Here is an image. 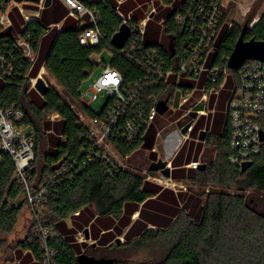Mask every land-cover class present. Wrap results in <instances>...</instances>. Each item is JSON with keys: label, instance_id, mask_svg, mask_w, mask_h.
Returning a JSON list of instances; mask_svg holds the SVG:
<instances>
[{"label": "trees", "instance_id": "1", "mask_svg": "<svg viewBox=\"0 0 264 264\" xmlns=\"http://www.w3.org/2000/svg\"><path fill=\"white\" fill-rule=\"evenodd\" d=\"M19 1L26 5L25 2L38 3L40 0ZM128 1L130 0H123L121 3L118 0H95L92 4L86 2L88 6L96 7L101 16L98 27L104 39L95 46H83L79 43L78 36L87 24L80 26L72 17H66L61 30L53 28L42 40L51 24L59 23L67 16L68 10L59 0H53L49 7L42 9L39 19L30 22H25L18 15L20 12L17 8L13 9V28L17 32L22 31L23 36H30L35 48L42 41V54L39 59L41 62L32 70L30 76H26L28 65L24 63L17 67L18 74L0 79V107L17 105L25 112L26 124L34 130L37 146L35 163L30 171L32 182L35 181L32 190L39 188L64 160H68L70 166L73 159L82 163L83 149L89 145V139L86 129L80 124L78 114L71 107L70 100L77 102L88 115H95L82 102L80 88L99 65L92 56L100 54L111 44L112 36L123 24L119 9H127ZM176 6L175 2L173 13L164 19L163 31L169 35L171 41L168 49L161 44L146 41L152 34L151 20L140 41L147 47L157 48L167 60L172 59L173 52H179L181 48L179 28L174 21ZM226 14L214 43L215 50L209 59L210 64L223 67L228 64V58L241 36L244 41L264 43V12L254 24L247 23L242 27L238 24L230 27L225 22ZM133 18V23L139 20L135 16ZM24 23L26 26L21 30L20 26ZM134 26L133 24L131 27L134 29ZM12 33L0 32V50L9 54L15 52V37ZM138 37L135 30L125 48ZM112 51L111 66L121 72L125 85L134 83L143 76L137 64L118 50ZM15 56H19L18 53L15 52ZM248 60L250 59L245 62ZM42 62L60 83L62 92L49 85L44 104L38 105L28 96L35 89L31 86L30 78L38 75ZM170 66L171 64L168 67ZM235 74L232 71V75ZM221 80L217 84H221ZM228 80L230 81V77ZM168 91L171 92L172 88L169 87ZM53 114L58 115L55 120L46 119L45 116ZM181 114L182 110H179L177 116L180 117ZM157 121L160 118H157L155 125L143 131L139 142L130 148L122 143L124 154H130L132 159L133 153L144 144L153 149L158 133ZM261 121L264 130V115ZM199 127L200 125L196 130ZM208 141L217 142V157L205 170H198L197 177L203 186L221 187L222 190H210L206 199L200 193L198 194L201 197L198 198L188 192H179L176 195L173 190H162L161 186L146 180V176L134 168L117 169L113 175H109L108 166L102 161L90 163L79 172L73 171L72 177H59L54 185H50L48 213L44 218V225L57 234L48 240V246L56 252V264H80L78 255L83 253L86 244L76 239L79 229H84L91 223L92 238L98 245L110 247L113 246L114 239L123 233L124 228L131 224L132 216L137 211L138 218L125 234L128 243L147 241L153 237L164 238L169 243L161 260L146 264H264V142L261 154L243 172L227 162L230 129L225 131L222 139L212 140L211 137ZM45 144L48 147L43 151L41 147ZM41 155L42 162L37 163ZM14 172V161L2 153L0 231L6 234L14 232L24 204L27 205L25 198L19 202L25 188L14 179ZM236 186L238 192L228 191ZM249 190L251 192H245ZM179 202L183 204V208L179 205L168 206L170 203ZM69 218H72V226L68 224ZM149 224L154 227H148ZM102 226L107 227V231L101 234ZM39 244V238L33 229L29 237L20 243L18 253L22 264H40L42 251ZM24 250L27 251L25 254Z\"/></svg>", "mask_w": 264, "mask_h": 264}, {"label": "built area", "instance_id": "2", "mask_svg": "<svg viewBox=\"0 0 264 264\" xmlns=\"http://www.w3.org/2000/svg\"><path fill=\"white\" fill-rule=\"evenodd\" d=\"M60 1L68 8L67 17L77 20L80 26L87 24V27L78 36L79 43L83 46L100 44L104 39V35L98 27L101 19L100 13L96 7L86 4V2L92 4L95 0ZM122 1L118 0L119 3ZM152 1L150 0V3ZM169 2L177 3L174 10V21L179 28L181 43L180 51L173 52L170 60L164 58L157 48L147 47L140 42L146 33L149 20L156 13L154 6L148 7L145 10V16L136 23H133V12L128 17L120 13L123 23L128 24L131 28V35L136 30L139 37L132 40L128 48H125L126 44L123 48H116L112 43L107 48L110 50L111 56L113 55L112 50L116 49L132 60L142 70L143 76L138 81L125 85L121 72L111 66V63L105 64L102 72L89 81L87 93L81 92L82 102L89 108L91 103L98 100L99 97L106 98L103 107L93 110L94 116L88 115L82 108L78 113L80 124L86 129L89 139V145L83 149L82 163L73 159L70 166L68 160H64L61 166L38 189L32 190L30 171L35 163L37 146L34 130L26 124L25 112L17 105L9 108L0 107V161L2 153L10 156L14 161V179L25 188L23 197L33 208V212L37 213L35 216L38 222H41V210L51 196L50 185H54L59 177H72L74 172L84 170L88 164L97 161L107 164L109 175H113L117 169L134 168L126 163L131 155L124 154V149L121 148L122 143L126 148H130L139 142L143 131L155 125L157 118H163L167 113L173 116L177 110H182L181 116L176 119L177 122L188 116L190 109L185 111L183 104L188 101L189 96L193 93L192 90L197 87V84H193L192 81H199L201 76H204L205 84L202 88L203 95L198 104L206 102L208 95L217 91L216 87H209L208 84H217L220 79L223 83L232 75V71L236 72L235 88L228 103L230 143L227 162L231 166L241 169L245 162L253 161L261 154L263 144L261 117L264 115V60L250 59L237 70H232L228 64L223 67L209 63L229 1L169 0ZM12 3L13 5H11ZM44 5L45 0H40L36 4L38 8L36 15L31 16L27 13L26 5L19 0H0V32H13L14 50L19 55L15 56V52L9 54L0 50V79L18 74L17 67L23 66L24 63L28 65L26 72L28 77L38 65L39 46L35 48L30 36H23L22 31L17 32L13 28L10 14L14 8H17L25 22H30L40 18ZM133 24L135 25L134 29L131 27ZM21 26V30H23L26 23ZM56 26L60 29L62 25L57 24ZM51 28L53 26H50ZM92 58L99 65L104 63L103 58L94 57V55ZM170 64L171 66L168 67ZM43 68L44 66L40 67L36 77L30 78L31 86L35 89L38 78L41 77L45 80L46 73H42ZM47 85L49 86L48 83ZM169 87L172 88L171 92H167ZM175 91H177L179 99L177 107L171 102L175 101L173 99ZM159 103L167 105V110L163 114L159 113ZM197 113L203 114L205 110H198ZM52 116L57 117L58 115L53 114ZM193 123L188 131L192 130ZM200 165L199 161L190 164L195 169H198ZM149 179L166 187L178 184L171 177L164 176L161 171L158 176L149 177ZM12 203L17 204V202ZM81 235H85V232H77L76 237L79 239ZM37 236L42 251L40 264H56V252L48 246V240L57 234L52 233L42 224L37 230Z\"/></svg>", "mask_w": 264, "mask_h": 264}, {"label": "rangeland", "instance_id": "3", "mask_svg": "<svg viewBox=\"0 0 264 264\" xmlns=\"http://www.w3.org/2000/svg\"><path fill=\"white\" fill-rule=\"evenodd\" d=\"M229 1L227 10H226V19L225 22H228L229 26H233L235 24H238L240 27L243 25H246L247 23L253 24L260 18L261 14L264 12V0H226ZM161 3V4H160ZM13 5V3L11 4ZM159 5H162L164 7V19H166V16L169 15V10L166 9L170 4L167 2H163L162 0H153L150 3V0H130L128 1V8L127 9H119L120 12L125 16L128 17L131 12L134 13L135 18H143L145 16V10L148 9V7H158ZM158 17L152 18L150 22V29L152 33H158L160 35H163L162 28L160 29L161 25L158 26ZM157 25V26H156ZM150 31V32H151ZM94 57H100L104 59V63L101 65H98L95 69V71L92 73L91 77L82 84L80 91L82 93H87L88 91V83L91 79L97 77L103 69V66L105 64H110L112 62V56L110 50L105 47L104 50L101 51L100 54H94ZM41 61H38V64ZM236 79V75H234ZM45 81L52 85L56 90L59 92H62V86L60 83L49 73H47L45 76ZM193 94L189 96V99L186 103L183 104V107L186 110L190 109V112L193 111V107L195 104L199 103V100L201 99L203 95V91L200 89H193ZM173 99L175 101H171L175 107L178 106V96L177 91L173 94ZM28 98L32 101H35L38 105H43L45 102L44 96H42L36 89H33L30 91ZM106 103V98L99 97L98 100L94 101L90 105V109L92 110H99L101 107H103ZM70 104L72 109L78 114L81 111V107L77 104L75 101L70 100ZM205 105L202 104L199 107H204ZM172 113V111L170 110ZM174 112V111H173ZM189 112V114H190ZM168 113L163 117L160 118V121H157L156 127L158 128V132L162 134L160 138L158 136L156 137L157 140L155 141V147L158 144V140L160 143H162V138L167 135V132L171 129H179V124L176 121L178 110L175 112L173 116L168 115ZM46 119L55 120L56 116L48 115L45 116ZM54 118V119H53ZM176 118V119H175ZM168 141L172 142L169 146V156L173 155L175 152L174 144L177 141V137H172L169 134ZM41 150L44 151V149L47 146V144L42 145ZM160 144L159 147L157 146V150L150 149L146 145H142L141 148L136 150V152L133 153V158L129 159L127 164L133 166L134 169L136 166H139L142 170L139 171L141 174L146 176V179L148 180L149 177L154 178L158 176L159 172H149L148 166L152 161L158 160L159 153H160ZM42 151V152H43ZM157 159H154V158ZM43 155L39 157L38 162H42ZM163 158V157H160ZM136 170V169H135ZM137 171V170H136ZM151 180V179H149ZM35 182V181H34ZM32 182V184L34 183ZM184 183V184H183ZM183 183H178L177 185L172 186V188H175L176 190H185L186 188H193L195 191L199 192L200 194L204 195V198L206 199L207 196L210 193V190L218 189L222 190L221 187H213V186H203L201 182H189L184 181ZM184 186V187H182ZM38 189V188H37ZM225 190V189H224ZM227 190V189H226ZM231 193H236L239 191L236 187H231L228 189ZM246 193L251 192L245 191ZM252 194V193H251ZM22 196L21 199H19V202L23 199ZM42 208V207H41ZM33 208L29 205L27 202V205L24 204V208L21 211V214L18 219V224L16 225V228L13 233L6 234L0 231V264H22L21 260L19 259V253L18 250L21 248L20 243L24 240H26L29 235L32 233L33 229L37 233V230L42 224H45V216L48 213V206L47 203L44 204L43 209L41 210L40 220L41 222H38L37 213H34ZM51 210H49L50 212ZM51 213L49 214V216ZM49 219V218H48ZM69 226L73 225L72 218L68 219ZM85 236V237H84ZM120 242L117 244L114 242L113 246H99L94 241H90L86 238L85 235H81L80 238L76 239L78 242L82 243L84 242L86 245L83 248V252L89 254V255H95L97 257H112L116 260L115 264H146V263H155L161 260L165 254L166 250L169 247V243L165 241L164 238H148L147 241H136L132 244L128 243V241L125 239L124 236L119 237ZM27 251L24 250L23 254H25Z\"/></svg>", "mask_w": 264, "mask_h": 264}, {"label": "crops", "instance_id": "4", "mask_svg": "<svg viewBox=\"0 0 264 264\" xmlns=\"http://www.w3.org/2000/svg\"><path fill=\"white\" fill-rule=\"evenodd\" d=\"M163 2H165V1H163ZM52 3H53V0H51L50 5ZM167 3H169L170 5L166 9H168L170 12H169V15L166 16V18L173 13V9L175 6L174 2L173 3L167 2ZM25 4H26V8L28 10L27 13L30 14L31 16L36 15V12L38 9L36 6L37 3L25 2ZM27 4H29V5H27ZM61 4L68 10V8L62 2H61ZM49 6H47V7H49ZM45 7L46 6L44 5V8ZM155 8H156V13H154L153 17L154 18L158 17L157 18L158 26L161 25L160 29L162 28L164 30V28H163V25L165 22L164 17H163L164 16L163 14L165 11L164 7L162 5H159L158 7H155ZM12 11H11V13H12ZM18 15L22 18V15H20L19 13H18ZM10 16H11V14H10ZM67 16H68V13H67ZM67 16H65L59 23H53L50 26H53V28H56L57 30H61V28L58 29V27L56 25L57 24L62 25ZM152 18L150 20H152ZM21 27L22 26H20V29H21ZM53 28L49 29L48 32H46V34L43 35L42 40L45 36H47V34ZM163 30H162L163 35H160L158 33V31L156 33L151 32L152 34L150 35V39L146 38V41L151 42V43L161 44L168 49L170 46V43H171L170 37H169V35L165 34ZM39 50H40V54H39V59H40L41 54H42V41L40 42ZM40 65L44 66V62H42V64H40ZM43 70L45 71L46 74L49 73L45 66H44ZM229 77H230V81L227 79L225 82H223L221 84H211V83L208 84L209 87H211V86L216 87L217 91L210 93L208 95V99L206 102L194 105L195 107H194L193 111L197 112L198 110H205V113L200 114V115L197 114V117L193 121L194 123H193V128L191 131H188L186 134L182 135L180 133V130H181L180 126H179L178 130L173 128L167 132V135H165L164 138H162V143H160V141L158 140V144L156 145V147L154 146V148H153L154 151L157 150V146L159 147V144H160L161 148H160V153H159L158 159H160V157H163L162 158L163 160L168 161L167 166H169L171 169V176L170 177L173 180H175L177 183H183L184 181H189V182L195 181L196 183L199 182V179L197 177V171L198 170H205L209 164H211L212 162L215 161V159L217 157V153H218L217 142L216 141L209 142L208 138L212 137V140H220L223 138L225 131L227 129L229 130L228 103H229V100L233 94V91L235 88V82H236L234 75H231ZM204 82H205L204 76H201L199 81H194V80L192 81L193 84H197L196 89H200V90H202V88L205 84ZM202 104H204L205 106L199 107ZM199 125H200V127L198 128V130H196V127ZM202 130L206 132L205 138L203 140H201L199 138V135H200ZM169 134L172 137V139L175 136L177 137V141L174 144L175 152L171 156H169V148H170L169 145L172 142L168 141ZM157 136H158V138H160L162 136V134L160 132H158ZM156 140H157V138H156ZM194 161H199L201 163V165L199 166L198 169H195L192 166H190V164ZM203 164L206 165L205 168H202ZM157 172H159V171H157ZM149 181H151V180H149ZM152 182L157 186H161L163 188L162 190H173L176 195L179 194V192H188L189 194L195 195V197H198V198L201 197L198 194L199 192L195 191L193 188H186L185 190H183V189L176 190L175 188H172V187L163 186L162 184H160L158 182H154V181H152ZM153 198H156V196H154ZM177 205H179L180 208L184 207L181 202L175 203V204L174 203L168 204L169 207H171V206L178 207ZM167 215L169 216V214H165V216H167ZM138 216H139V211H137L133 214L132 220L133 221L136 220L138 218ZM116 221H117V219H116ZM133 221L131 222V224L133 223ZM90 224L85 228H89V235H90L89 240L94 241V243H96V240L92 238V231H91ZM131 224L128 225L127 227H125L123 233L121 235H118L114 239L113 242H116V240L121 236L125 237V234L129 230ZM148 227H154V226L152 224H149ZM85 228L79 229L78 232L84 231ZM100 229H101V231H100L101 234L105 233L107 231L106 230L107 227L102 226V227H100ZM105 247H107V246H105Z\"/></svg>", "mask_w": 264, "mask_h": 264}, {"label": "water", "instance_id": "5", "mask_svg": "<svg viewBox=\"0 0 264 264\" xmlns=\"http://www.w3.org/2000/svg\"><path fill=\"white\" fill-rule=\"evenodd\" d=\"M51 0L45 1V6H49ZM259 19V18H258ZM257 21V20H256ZM131 35V28L128 24L123 23L120 26V29L112 36L111 43L116 48H123ZM247 59H264V43H259L254 40L244 41L243 36L236 43L231 55L228 58V66L232 70H237L239 67L243 65L245 60ZM36 90L42 95L45 96L49 91L50 86L47 85L46 81L43 78H38L37 83L35 85ZM158 110L160 114H163L167 110V105L164 103H159ZM197 112L192 111L190 114L178 121L179 126L181 127L180 133L182 135L188 132L189 127L193 123V119L197 117ZM206 132L201 131L199 138L203 140L205 138ZM261 139L264 142V130H261ZM168 165L167 160H163L162 158L152 161L148 166L149 172H157L161 171V173L166 176H171V169ZM253 165V161L245 162L241 168L243 172L248 170ZM205 164L202 165V168H205ZM138 171H141V168H135ZM86 234V238L89 239V228H85L84 230ZM120 238L116 240V243L119 244ZM78 261L80 264H115L116 260L112 257H95L89 255L85 252L78 255Z\"/></svg>", "mask_w": 264, "mask_h": 264}, {"label": "bare ground", "instance_id": "6", "mask_svg": "<svg viewBox=\"0 0 264 264\" xmlns=\"http://www.w3.org/2000/svg\"><path fill=\"white\" fill-rule=\"evenodd\" d=\"M45 71L43 70L42 73H44Z\"/></svg>", "mask_w": 264, "mask_h": 264}]
</instances>
